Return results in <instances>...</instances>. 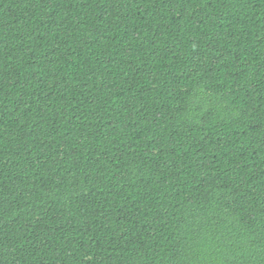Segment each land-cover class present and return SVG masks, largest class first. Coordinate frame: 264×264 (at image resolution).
Here are the masks:
<instances>
[{"label": "trees", "instance_id": "16d2710c", "mask_svg": "<svg viewBox=\"0 0 264 264\" xmlns=\"http://www.w3.org/2000/svg\"><path fill=\"white\" fill-rule=\"evenodd\" d=\"M0 264H264V0H0Z\"/></svg>", "mask_w": 264, "mask_h": 264}]
</instances>
